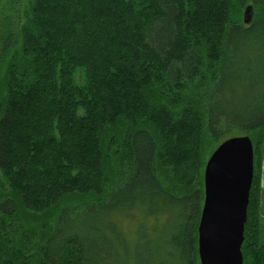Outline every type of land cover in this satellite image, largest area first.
<instances>
[{"label":"trees","instance_id":"1","mask_svg":"<svg viewBox=\"0 0 264 264\" xmlns=\"http://www.w3.org/2000/svg\"><path fill=\"white\" fill-rule=\"evenodd\" d=\"M5 1L0 264H199L205 161L264 129V0Z\"/></svg>","mask_w":264,"mask_h":264},{"label":"water","instance_id":"2","mask_svg":"<svg viewBox=\"0 0 264 264\" xmlns=\"http://www.w3.org/2000/svg\"><path fill=\"white\" fill-rule=\"evenodd\" d=\"M253 18L251 5L241 14L242 24ZM253 153L248 135L221 141L202 171V204L196 228L199 264H241L240 246L252 179Z\"/></svg>","mask_w":264,"mask_h":264},{"label":"rangeland","instance_id":"3","mask_svg":"<svg viewBox=\"0 0 264 264\" xmlns=\"http://www.w3.org/2000/svg\"><path fill=\"white\" fill-rule=\"evenodd\" d=\"M25 1L26 0H18L19 4H22ZM2 5L6 6L5 0L0 1L1 8H2ZM246 56L247 55H244V54L238 55L239 58L246 57ZM250 136L252 137L254 142L259 143L256 154H255L256 158L253 161V168H254L255 175H256V180H257L256 187L258 190V193H257L258 218L257 220H258L259 225L261 227H264V129L253 131L250 133ZM185 176H186V173H185ZM166 185L171 188L168 180H167ZM201 190H202V181H201ZM172 191L174 190L172 189Z\"/></svg>","mask_w":264,"mask_h":264}]
</instances>
